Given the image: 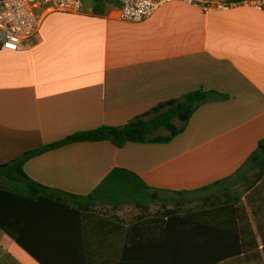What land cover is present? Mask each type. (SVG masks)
I'll return each instance as SVG.
<instances>
[{"label":"crops","instance_id":"obj_1","mask_svg":"<svg viewBox=\"0 0 264 264\" xmlns=\"http://www.w3.org/2000/svg\"><path fill=\"white\" fill-rule=\"evenodd\" d=\"M200 89L224 99L201 104L168 143L80 142L29 159L25 172L47 187L87 195L115 167L175 191L234 174L264 138V12L173 1L130 22L115 0H84L79 14L45 13L32 44L0 49V163L79 131L123 125ZM258 195L251 223L264 233V186ZM59 198L40 202L49 222L26 221L31 240H72L68 254L100 255L89 244L104 238L100 220ZM0 264L41 263L0 230Z\"/></svg>","mask_w":264,"mask_h":264},{"label":"trees","instance_id":"obj_2","mask_svg":"<svg viewBox=\"0 0 264 264\" xmlns=\"http://www.w3.org/2000/svg\"><path fill=\"white\" fill-rule=\"evenodd\" d=\"M218 99L224 96L196 90L123 125L79 131L0 163V230L41 264H264V239H259L264 233L253 227L250 215L264 186V138L234 174L193 190L154 187L137 172L115 167L92 192L76 195L47 187L24 170L29 159L73 143L109 141L118 148L131 142L168 143L201 104ZM51 197H64L62 205L100 220L95 224H102L104 238L89 242L100 255L68 254L72 240H31L26 221L49 222L40 202ZM128 206L135 214L121 216Z\"/></svg>","mask_w":264,"mask_h":264},{"label":"built area","instance_id":"obj_3","mask_svg":"<svg viewBox=\"0 0 264 264\" xmlns=\"http://www.w3.org/2000/svg\"><path fill=\"white\" fill-rule=\"evenodd\" d=\"M119 18L140 22L151 16L161 5L183 1L208 10H227L237 4L252 5L264 12V0L240 2L215 0H115ZM84 0H0V49L18 51L32 44L39 34L43 14L62 12L79 14Z\"/></svg>","mask_w":264,"mask_h":264},{"label":"rangeland","instance_id":"obj_4","mask_svg":"<svg viewBox=\"0 0 264 264\" xmlns=\"http://www.w3.org/2000/svg\"><path fill=\"white\" fill-rule=\"evenodd\" d=\"M86 2V5H94V0H85ZM176 122L178 124H180V121L179 120H176ZM121 214L126 217V218H130L133 214H135V212L133 211V208L132 207H126L122 212Z\"/></svg>","mask_w":264,"mask_h":264}]
</instances>
